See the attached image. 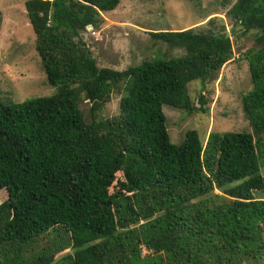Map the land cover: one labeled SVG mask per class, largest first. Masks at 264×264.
<instances>
[{
    "label": "trees",
    "instance_id": "16d2710c",
    "mask_svg": "<svg viewBox=\"0 0 264 264\" xmlns=\"http://www.w3.org/2000/svg\"><path fill=\"white\" fill-rule=\"evenodd\" d=\"M120 3H25L55 91L0 100V191L8 193L0 264H264V0H238L231 11L256 41L246 53L252 89L242 97L251 131L203 141L193 130L181 144L170 139L164 105L208 113L206 96L197 108L189 85L219 74L233 41L227 33L153 32L185 54L100 68L83 35ZM114 93H124L119 114L98 117ZM60 229L70 234L65 243L30 255L41 237H62Z\"/></svg>",
    "mask_w": 264,
    "mask_h": 264
},
{
    "label": "rangeland",
    "instance_id": "374dc122",
    "mask_svg": "<svg viewBox=\"0 0 264 264\" xmlns=\"http://www.w3.org/2000/svg\"><path fill=\"white\" fill-rule=\"evenodd\" d=\"M27 0H0V100L23 103L36 97L49 96L55 89L48 85L36 51L35 36L28 19ZM238 0H121L113 12L103 13L98 29L84 33V41L90 48L100 68L124 71L131 66L160 56L180 57L182 50L170 49L155 40L153 32L181 31L227 33L234 49L233 58L219 74L207 83L195 81L189 85L191 99L200 108L199 95L207 98L208 113L175 109L164 105L168 118L170 139L181 144L187 133L196 130L206 141L212 132L251 131L243 111L242 97L252 89L247 51L256 45L253 33H244V27L231 14ZM123 94L112 98L98 117L113 118L119 114ZM81 108L90 115L91 105L86 101ZM91 119V116H89ZM264 174V170H263ZM122 177V174L119 175ZM8 199L6 190L0 191V204ZM50 232L33 244L30 255L38 254L51 244L66 242L70 234L60 229ZM57 255L61 258L68 250ZM71 252V251H70Z\"/></svg>",
    "mask_w": 264,
    "mask_h": 264
}]
</instances>
